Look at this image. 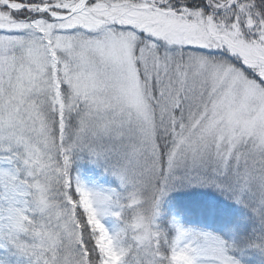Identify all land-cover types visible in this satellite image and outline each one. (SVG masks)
Returning <instances> with one entry per match:
<instances>
[{"label":"snow or ice","instance_id":"snow-or-ice-1","mask_svg":"<svg viewBox=\"0 0 264 264\" xmlns=\"http://www.w3.org/2000/svg\"><path fill=\"white\" fill-rule=\"evenodd\" d=\"M83 161L117 186L86 185ZM194 188L245 209L248 233L162 221ZM252 253L264 264V0H0V264Z\"/></svg>","mask_w":264,"mask_h":264},{"label":"trees","instance_id":"trees-1","mask_svg":"<svg viewBox=\"0 0 264 264\" xmlns=\"http://www.w3.org/2000/svg\"><path fill=\"white\" fill-rule=\"evenodd\" d=\"M86 164L77 163L74 165V172L85 182L86 185L92 186L94 183L103 186L116 187L117 184L112 178L106 176L105 179L99 174L97 167L89 170ZM161 206L162 221H167L171 215L180 218L181 223L185 225H200L211 228L220 233L225 239L229 238L228 229L235 226L238 234L246 235L250 228V223L244 224L241 232V220L249 215L245 209L231 202L225 201L222 197L212 192L210 189H189L185 191L169 193L163 199ZM209 204L214 205L221 210L222 216L209 219L207 214L202 212ZM106 227L110 226L109 221H104ZM242 264H260V257L255 253L240 258Z\"/></svg>","mask_w":264,"mask_h":264},{"label":"rangeland","instance_id":"rangeland-1","mask_svg":"<svg viewBox=\"0 0 264 264\" xmlns=\"http://www.w3.org/2000/svg\"><path fill=\"white\" fill-rule=\"evenodd\" d=\"M78 163H82V164H84V165L86 164L88 167H90L89 170H92V169L96 166V167H97V170H98V172H99V174H101V178L103 177V178L105 179L104 176H106V177H108V178H112V179L114 180V182L117 184V181H116L115 177H113V176H111V175L105 173V172L103 171V168L100 167V166H98L97 164H92V163H89V162H87V161L78 162ZM162 204H163V202H162ZM162 204H161V206H162Z\"/></svg>","mask_w":264,"mask_h":264}]
</instances>
